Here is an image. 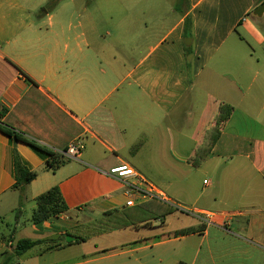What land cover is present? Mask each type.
Returning a JSON list of instances; mask_svg holds the SVG:
<instances>
[{
	"label": "crops",
	"instance_id": "obj_1",
	"mask_svg": "<svg viewBox=\"0 0 264 264\" xmlns=\"http://www.w3.org/2000/svg\"><path fill=\"white\" fill-rule=\"evenodd\" d=\"M53 1L0 0V126L56 155L77 139L85 149L79 160L61 156L66 163L53 171L48 153L0 131V219L8 213L17 218L14 235L0 239L5 264L16 255L19 240L41 241L38 247L54 236H70L69 211L39 226L32 222L37 197L55 186L69 210L79 193L100 206L102 217L128 209L126 184L109 174L121 165L163 194L165 203L191 206L194 214L153 245L139 246L148 238L123 245L130 248L121 264H144L132 259L133 253L171 243H177L178 264H264V13L254 14L264 0H189L184 11L165 14L163 30L145 43L141 38L151 26L136 19L133 8L89 9L74 0ZM121 16L127 22L124 38L121 28L108 25ZM100 24L108 25L105 36ZM221 103L234 112L205 161L220 180L207 195L196 196L186 177L193 168L188 160ZM186 120L195 128L183 136ZM16 157L37 173L23 190L16 187ZM147 162H161L155 171L172 180L163 179L162 185L148 180L146 166L154 164ZM203 184L213 186L206 179ZM28 211L31 224L23 230ZM206 214L209 222L201 219ZM186 229L192 233L174 235ZM53 246L57 252L66 249Z\"/></svg>",
	"mask_w": 264,
	"mask_h": 264
},
{
	"label": "rangeland",
	"instance_id": "obj_2",
	"mask_svg": "<svg viewBox=\"0 0 264 264\" xmlns=\"http://www.w3.org/2000/svg\"><path fill=\"white\" fill-rule=\"evenodd\" d=\"M49 1L46 2L45 8L48 7ZM76 6H86L89 9L96 8H111L115 10H124V9H134L136 12H139L138 19L141 22H149L151 26L150 34L146 33L144 37L141 38V42L145 43L148 38L149 42L155 38L156 34L154 31H162V17L165 14H168L170 10H176L177 12L184 11L190 5L189 0H74ZM171 16L167 21V25L170 24ZM124 17H118L114 22L109 23L108 25L112 26L113 30L118 31L120 29V34L124 38L126 37V24ZM250 21L254 20L253 17L249 18ZM107 24H100L102 26V35L105 36V26ZM141 25V24H140ZM158 25V26H156ZM128 36V35H127ZM202 96L198 97L196 102L197 109H200L202 104ZM209 116V114H207ZM201 116L200 113L196 114V120ZM215 117V116H214ZM196 120L194 123L196 124ZM184 126L182 129V134L189 135L194 131V124L188 123L186 120L183 122ZM186 124V125H185ZM148 164H154V166H149ZM161 162H147L146 166L147 171L144 172V176L158 184L162 185L161 181L163 179H168L163 176H159L157 168L160 167ZM159 165V166H158ZM214 170L211 163H203L200 167H194L186 175L188 182L191 183L195 195L198 196L204 192L207 195L210 190L217 185L220 180L219 177H214ZM172 180V178H169ZM208 180L213 182V186L205 188L203 180ZM98 194V193H97ZM96 194V195H97ZM89 196L85 193L80 195L77 194L73 200L70 202V210L66 213V217L71 223V226L68 227L71 241L67 240L66 237L54 236L50 238L49 243L43 246L35 247L31 250V253L24 254L22 256H13L8 264H121L124 261H127L128 256L124 253L130 247L123 246L127 243H132L134 241L149 239L145 243L139 244L142 245H153L155 241L158 240V237L167 233L176 227H179L182 223L191 222L194 219L192 212L188 208H181L178 205L174 204L177 207V211L170 217L167 218V221H163L162 217L151 215L150 226L133 228L127 227L124 229H118L115 231H102L101 228L96 227V221L102 218V212L100 206L93 204V200H90ZM102 199V198H101ZM103 200V199H102ZM187 205V204H186ZM27 216H29V211L23 214L21 219L22 229L25 230L24 225L30 226V222L27 221ZM16 214L8 213L7 215L2 216L0 219V239L7 238L14 235L16 227ZM25 235H29L26 233ZM75 238H83L85 242L76 243L70 246L68 243H72ZM56 244H60L59 247L66 248L64 251L57 252ZM53 246L49 247L48 246ZM177 243H171V245H166L162 247L153 248L149 246L146 250L138 253H133L132 259L138 258L142 259L144 264H178V257L175 256V249ZM135 248V247H132ZM46 249V251H45ZM51 250V251H50ZM163 253L160 254V251ZM104 251L103 253H100ZM156 251H159L156 252ZM43 255V256H42ZM42 256V257H41ZM0 264H5L7 256L4 254L0 255ZM6 258V259H5Z\"/></svg>",
	"mask_w": 264,
	"mask_h": 264
},
{
	"label": "trees",
	"instance_id": "obj_3",
	"mask_svg": "<svg viewBox=\"0 0 264 264\" xmlns=\"http://www.w3.org/2000/svg\"><path fill=\"white\" fill-rule=\"evenodd\" d=\"M56 1H53L55 4ZM192 17H187L185 22L184 35L186 38L191 36ZM234 112V107L230 104L221 103L218 108V112L214 119L213 125L206 131L203 143L196 149L195 153L189 158L188 162L194 167H200L211 155L217 141L219 140L222 129L225 123L230 119ZM0 131L8 137L14 139L17 142H23L36 149L42 150L48 153L52 157V161L48 163V168L53 171L66 161L61 159L62 155H56L45 147L39 145L34 140L27 138L26 136L18 133L9 126L1 125ZM63 157V156H62ZM15 173H16V187L24 189L26 185L31 183L37 178V173L30 171L25 167L18 157L15 158ZM37 207L32 215V222L39 226L53 217H58L69 211V207L65 202V199L58 186H55L47 192L41 194L36 199ZM176 211V208L162 202L158 199H152L150 201L139 204L135 207L115 210L106 213L101 219L96 221L95 225L101 228L102 231H113L117 229H124L127 227H138L139 225H148L151 218L150 214L155 216L165 217ZM150 212V214H149ZM192 233L191 229L181 230L175 232V236L186 235ZM76 243L85 242L83 238H75ZM41 244V241H35L31 239L19 240L15 247V254L22 256L33 247ZM59 247V246H57Z\"/></svg>",
	"mask_w": 264,
	"mask_h": 264
},
{
	"label": "built area",
	"instance_id": "obj_4",
	"mask_svg": "<svg viewBox=\"0 0 264 264\" xmlns=\"http://www.w3.org/2000/svg\"><path fill=\"white\" fill-rule=\"evenodd\" d=\"M85 149L84 143L80 140L72 141L67 148L61 153V155L68 160H79ZM110 175L122 179L126 184L125 195L128 198L126 202V207H135L138 204L150 201L152 199H158L162 202H169L163 194L154 191L153 186L148 184L146 180L141 178L139 174L127 165H121L110 170ZM135 180L133 183H128L127 181ZM140 200V201H136ZM169 205L176 208L174 204L169 203ZM203 222H209V215L206 214L205 217L201 218Z\"/></svg>",
	"mask_w": 264,
	"mask_h": 264
},
{
	"label": "water",
	"instance_id": "obj_5",
	"mask_svg": "<svg viewBox=\"0 0 264 264\" xmlns=\"http://www.w3.org/2000/svg\"><path fill=\"white\" fill-rule=\"evenodd\" d=\"M264 13V3L262 5H260L256 11L254 12L255 15L257 16H261ZM68 241H71V238L68 236L67 238Z\"/></svg>",
	"mask_w": 264,
	"mask_h": 264
}]
</instances>
